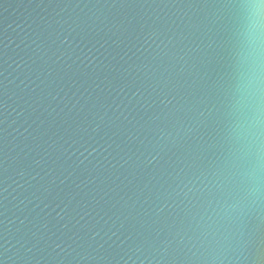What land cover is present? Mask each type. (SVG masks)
<instances>
[{
    "label": "water",
    "instance_id": "obj_1",
    "mask_svg": "<svg viewBox=\"0 0 264 264\" xmlns=\"http://www.w3.org/2000/svg\"><path fill=\"white\" fill-rule=\"evenodd\" d=\"M0 264H264V0H0Z\"/></svg>",
    "mask_w": 264,
    "mask_h": 264
}]
</instances>
